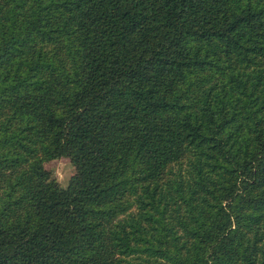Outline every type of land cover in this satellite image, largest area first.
Returning a JSON list of instances; mask_svg holds the SVG:
<instances>
[{"label": "trees", "instance_id": "trees-1", "mask_svg": "<svg viewBox=\"0 0 264 264\" xmlns=\"http://www.w3.org/2000/svg\"><path fill=\"white\" fill-rule=\"evenodd\" d=\"M0 264H264V0H0Z\"/></svg>", "mask_w": 264, "mask_h": 264}, {"label": "rangeland", "instance_id": "rangeland-1", "mask_svg": "<svg viewBox=\"0 0 264 264\" xmlns=\"http://www.w3.org/2000/svg\"><path fill=\"white\" fill-rule=\"evenodd\" d=\"M44 167L61 186H66L74 173V167L67 157L46 161Z\"/></svg>", "mask_w": 264, "mask_h": 264}]
</instances>
